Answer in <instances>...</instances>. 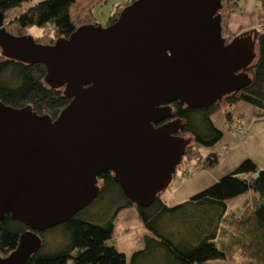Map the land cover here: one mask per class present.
Segmentation results:
<instances>
[{
  "label": "water",
  "instance_id": "95a60500",
  "mask_svg": "<svg viewBox=\"0 0 264 264\" xmlns=\"http://www.w3.org/2000/svg\"><path fill=\"white\" fill-rule=\"evenodd\" d=\"M223 0H134L108 26L83 25L52 45L14 36L0 13V54L45 67L69 103L52 120L0 103V222L27 227L0 264H27L41 233L67 223L100 192L104 172L136 206L165 191L190 138L170 105L206 108L250 83L257 30L229 41Z\"/></svg>",
  "mask_w": 264,
  "mask_h": 264
},
{
  "label": "trees",
  "instance_id": "16d2710c",
  "mask_svg": "<svg viewBox=\"0 0 264 264\" xmlns=\"http://www.w3.org/2000/svg\"><path fill=\"white\" fill-rule=\"evenodd\" d=\"M28 1L0 0L3 23L7 12ZM75 1L40 0L17 14L6 27L4 24L5 30L21 37L31 27L48 29L53 36L50 35L46 42H40L43 37L34 40L38 44L52 45L83 25H97L93 21L79 24L72 20L71 8ZM236 8V0H223L219 11L223 36L226 35V19ZM119 9L112 13L106 26L115 22ZM226 39L229 41L231 38ZM45 74L43 65H25L0 54V103L12 108L28 106L38 115H47L54 120L69 99L63 97L60 90L51 89L44 83ZM247 74L249 85L222 98L223 103L229 108L240 102L247 103L256 118L264 117V29L258 31L255 59ZM219 102L200 109L187 108L178 102L170 105L171 116L166 122L179 120L182 129L177 136L191 139L183 159L193 145L209 149L221 141L223 132L212 120L219 110ZM225 116L227 123H232L231 113L227 111ZM218 163L219 154L210 152L204 155L199 169L212 170ZM99 183L100 192L89 205L92 207L98 202L101 205L99 213L87 214V206L67 223L36 233L41 239V247L27 264H211L220 260L222 264H234L235 249L230 254L220 248L219 238L227 224V202L247 192L256 194L260 203L240 221L245 228V241H240L239 248L254 264H264V168H259L249 159L242 160L231 172L173 206L162 202V193L147 208L134 205L122 194L110 172L102 173L98 177ZM129 208L135 210L137 219L148 234L142 238V248L127 261L123 253L108 246L107 242L112 238L118 214ZM27 230L24 224L6 215L0 222V256L12 253L20 236ZM46 236H52L50 242L46 241Z\"/></svg>",
  "mask_w": 264,
  "mask_h": 264
},
{
  "label": "rangeland",
  "instance_id": "374dc122",
  "mask_svg": "<svg viewBox=\"0 0 264 264\" xmlns=\"http://www.w3.org/2000/svg\"><path fill=\"white\" fill-rule=\"evenodd\" d=\"M39 1L40 0H30L23 3L20 7L7 12L6 19L4 20L5 27L17 14L23 12ZM129 1L130 0H76L71 8V18L79 24L93 21L95 24L105 27L112 13L118 7L121 11L124 8V4L127 6V2ZM25 35H29L33 39L43 37L42 39L44 40L40 42H46L52 33L48 29L41 30L37 27H31L25 32ZM219 103V110L217 114L212 117V120L215 126L223 132L221 141L215 147L209 149L202 147L197 148L193 145L186 154L185 159L182 160L180 166L177 168L175 176L172 178L170 184L160 196L162 200H172V203L170 204L184 202L189 196L209 186L207 185L204 187V185H202L204 183L203 175L208 178V172L199 169L200 163L202 162L204 155L207 153L215 152L220 156L225 151L234 148L239 149L235 154V157H243V160H255L249 158L251 156L248 152L253 156L252 158H264V151H260L262 149H257L256 147L252 148L249 144L245 143V141H242L246 136L245 132L247 125L252 116V107L247 103L240 102L229 108L223 103V99ZM227 111L232 115V123L230 124L227 123L225 116ZM238 126H242V130H237ZM228 127H232V130H228ZM233 159L234 158H232V160ZM98 186L100 187V183ZM97 203L98 202L94 203L92 207L88 206L85 209L86 211H84L87 214L91 213L97 215L96 213H99L101 210V205ZM147 234L148 233L142 228L137 219L136 212H134V210H126L118 214L114 223L112 238L107 242V245L112 246L118 252L123 253L126 256L127 261H129L130 256L135 251L142 248V238ZM45 239L47 242H50L52 236H46ZM218 246L222 248L220 245ZM224 249L226 250V248ZM237 250L235 249V252L237 251L235 255L237 262H234V264H239L244 261V259H247L243 250L240 248ZM222 263L221 260L211 262V264Z\"/></svg>",
  "mask_w": 264,
  "mask_h": 264
},
{
  "label": "crops",
  "instance_id": "0c3cea01",
  "mask_svg": "<svg viewBox=\"0 0 264 264\" xmlns=\"http://www.w3.org/2000/svg\"><path fill=\"white\" fill-rule=\"evenodd\" d=\"M236 2L237 8L235 12L230 14L226 19V35L223 37L233 38L239 34L251 30H263L264 0H236ZM245 135L246 136L242 141H245V143L249 144L252 148L256 147L257 149H262L260 151H264V117L256 118L254 116L253 109L252 116L249 120V124L247 125ZM238 151L239 149L234 148L225 151L223 153L225 156L222 154L224 157L222 155L219 156V163L215 168H213L212 170H204L205 172H208L209 177L206 178L205 175H203L204 183L202 185H204V187H206L207 185H211L220 177L231 172L243 160V157H235V154ZM248 154L251 156L249 158L255 159L253 161H256L255 163H257L260 168H264V158H252L253 156L249 152ZM232 158L234 159L232 160ZM162 202H164V204L167 206L179 204H170L172 203V200H162ZM259 203V197L252 192H247L227 202V224L223 226V230L225 232L223 231L224 234L219 238V240L222 248H226V250L230 254L233 248L236 250L237 248H239L240 241H245V228L242 223H240V221L243 219V217L250 215V213H252V211L258 206ZM128 210L134 209L129 208L127 209V211ZM237 251L235 253H237ZM235 262H237L236 257ZM239 264H254V262L252 260L244 259V261Z\"/></svg>",
  "mask_w": 264,
  "mask_h": 264
},
{
  "label": "built area",
  "instance_id": "2783aa9c",
  "mask_svg": "<svg viewBox=\"0 0 264 264\" xmlns=\"http://www.w3.org/2000/svg\"><path fill=\"white\" fill-rule=\"evenodd\" d=\"M263 8H264V4H263ZM237 130H239V131L242 130V126H238Z\"/></svg>",
  "mask_w": 264,
  "mask_h": 264
}]
</instances>
